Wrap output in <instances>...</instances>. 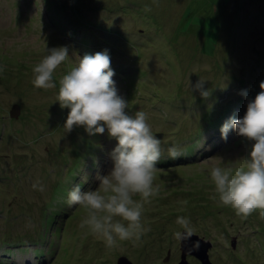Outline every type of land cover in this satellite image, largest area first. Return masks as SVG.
Instances as JSON below:
<instances>
[{
    "label": "rangeland",
    "instance_id": "1",
    "mask_svg": "<svg viewBox=\"0 0 264 264\" xmlns=\"http://www.w3.org/2000/svg\"><path fill=\"white\" fill-rule=\"evenodd\" d=\"M52 7L62 12L54 14ZM77 14L101 26L97 35L82 27L88 49L77 48L64 33L67 26H56L52 20L67 24ZM101 28L112 29L117 48L102 42L106 33ZM61 46L69 48L70 59L54 74L57 88H35L33 67L47 55V48ZM105 49L129 113L146 112L153 133L162 132V144L180 135L186 139L199 132L204 107L224 100L229 91L240 94L249 89L256 78L264 81V0H0V262L38 264L32 249L43 247V252L54 249L55 254L41 264H115L120 255L134 264H176L180 248L173 236L179 228L175 221L186 216L196 234L212 241L214 264H240L239 259L264 264L256 243L264 231L260 210L241 219L213 198L208 176L210 164L243 166L254 141L235 130L227 140L218 133L215 143L197 142L196 150L207 149L200 160L157 165L154 183L159 191L145 204L143 217L151 231L138 244L124 241L106 247L79 227L85 211L78 206L66 205L65 215H55L61 230L54 234L48 222L58 210L52 207L54 201L61 197L55 186L71 183V190L81 179L82 191L95 189L97 174H107L112 167L109 153L116 141L107 131L96 137L83 127L66 133L69 109H61L56 101L62 75L83 55ZM119 66L128 71L115 72ZM200 78L211 93L207 99L190 88ZM14 104L19 106L17 117L9 112ZM78 151H84L81 159ZM78 159L82 164L75 167L72 179L69 171ZM36 181L44 185L43 192L32 188ZM8 248L7 258L2 252ZM187 260L199 264L193 256Z\"/></svg>",
    "mask_w": 264,
    "mask_h": 264
},
{
    "label": "clouds",
    "instance_id": "2",
    "mask_svg": "<svg viewBox=\"0 0 264 264\" xmlns=\"http://www.w3.org/2000/svg\"><path fill=\"white\" fill-rule=\"evenodd\" d=\"M69 59L67 46L47 48V55L32 69L33 86L45 91L57 88L54 74ZM114 75L107 49L92 55L85 54L59 79L56 96L60 108L69 109L64 124L66 133L83 127L90 136L107 131L108 137L116 141L109 153L112 167L107 174H97L98 186L82 191L81 185L77 184L67 198L70 208L78 206L85 211L79 227L87 228L108 248L118 247L119 242L124 241L136 245L143 235L151 231L143 222L144 210L145 204L151 203L159 191L154 181L159 171L157 165L163 158L161 137L157 138L153 133L147 113L143 110L129 113V102L118 94ZM205 82L200 78L190 88L207 99L211 93L204 88ZM259 87L261 90L248 101L243 117H229L220 128L224 140H227L231 130H235L238 136L254 141L249 155L243 158V166H224L221 161L210 164L208 169L214 186L213 198L218 197L219 203L231 207L241 219H247L258 209L259 216L264 218V81ZM240 95L247 97V90H242ZM167 152L172 160L184 155L177 144L168 147ZM32 188L41 192L45 190L40 181L33 183ZM137 196L139 199H136ZM175 223L179 228L173 236L179 242V248L181 242L193 235L207 240L196 234L189 217L178 216ZM194 246L198 248L199 243ZM210 249L209 260L213 263ZM5 250L2 255L8 258V250L11 249Z\"/></svg>",
    "mask_w": 264,
    "mask_h": 264
},
{
    "label": "trees",
    "instance_id": "3",
    "mask_svg": "<svg viewBox=\"0 0 264 264\" xmlns=\"http://www.w3.org/2000/svg\"><path fill=\"white\" fill-rule=\"evenodd\" d=\"M66 7L67 6H63V8H66ZM51 11H53L54 14H60L62 12V11L60 13L57 12L55 7H52ZM54 14H52L51 17L56 16ZM52 20L56 26L59 25V27H60V24L62 27L67 26V29H64V33L66 36L69 37V39L71 41L75 42V46L77 48H85L86 47V49H88L87 46L90 43L88 36H86V32H84L82 30V27L88 28V31L90 30L94 35H97V32H98L97 29H99L101 27V26L96 25L95 23H91V22L85 20L84 18H82L78 14L73 15L72 19H70L67 24L64 23V21L59 22L58 19L53 18ZM92 26L96 27V28L92 29ZM101 30H102V33L107 34V35L105 34L104 37H101L102 42L109 44V47L117 48L115 43H117L116 40L118 37H116V39H115V37L114 38L110 37L111 34H114L111 31L112 29L101 28ZM124 40L129 41V39H127V38H125ZM92 54H95V53L92 52ZM230 54L233 55V53H230ZM127 68L128 67L119 66L116 68L117 70H115V72H119V73H120V71L127 72L128 71ZM135 70H136V68H134V71ZM257 80H258V78H256V81L253 84L249 85V89H247L248 96L245 99H244V96L240 95L238 92L236 93V92L229 91L226 94V97L224 98V100L217 102L215 105L207 106V107H204L202 105L204 107V109L201 111L203 113H200L201 117L199 118L200 121L198 122V124L200 125V129L198 130L199 132H194L192 136L187 135L186 137L189 138V141H187L188 138L184 139V136L180 135V136H177L173 139H169L168 141L164 142L162 144L163 158L158 165L165 166L167 164H174L178 161L193 162V161H197L198 159L203 158L206 153L202 152V151H206L207 149L203 148L199 152V150L195 149L196 143L198 142L200 144H203L201 146L209 145L210 143H215V140L217 139V134L219 133L221 136L220 128H221L222 124L229 117L242 118V114L246 112L245 110L247 109L248 101L251 99H254L255 95L260 91V89L257 88L258 85L260 84ZM241 82H243V80H239V84H241ZM216 105H217V107H215ZM206 112H209V113H206ZM229 137L230 136L228 135V138ZM90 139L91 138L87 139L89 145H90V143H89ZM172 144L179 145L181 151L184 153V155L182 157H180L179 159L172 160V159L168 158L167 149ZM226 144H227V142H226ZM83 154H84V151H78L76 157L80 156L79 159H81L82 158L81 156H83ZM79 159L77 161V164L73 163L71 166L73 168H70L69 176H71L72 179L73 178L76 179L75 175H73V171H74L75 167L82 164V161H79ZM90 161L91 162H90L89 166H91L93 164V160H90ZM82 183H83V181L81 179H79L78 184L82 185ZM70 186H71V183L62 184L60 187H57V185L55 186V190L58 189V194L60 193L59 195H61V197H60V202L54 201L52 207H58V210L50 216V220L48 222L49 223L48 225L53 226L54 234L56 233V231L61 230V226L57 225L55 223V215L59 216L61 213H62V215L63 214L65 215L68 212L66 210V205H67L68 193L71 191V190H69ZM65 194H66L67 198L65 197ZM259 233L263 236V238L259 237L257 239L256 243L259 245V248L262 250V253L264 256V231L260 230ZM39 236L41 238V235H39ZM3 239H5V238H3ZM5 240H8V239H5ZM11 241H14V240H11ZM24 241L20 240V242H24ZM34 243L38 244L39 241H35ZM51 243H53V242H51ZM51 243H50V246L53 245V244L51 245ZM8 246H11V245H8ZM27 249L28 248L25 247L22 250H27ZM43 251H44L43 247L34 248V254L36 257L39 258L38 264L43 263L44 262L43 259L48 260L51 257V255L54 256V254H55V253H53L55 251L54 249H52V251L48 250V252H43ZM255 251L257 253V249H255ZM237 261L240 264H248V262L245 263V261H243L242 259H239Z\"/></svg>",
    "mask_w": 264,
    "mask_h": 264
},
{
    "label": "water",
    "instance_id": "4",
    "mask_svg": "<svg viewBox=\"0 0 264 264\" xmlns=\"http://www.w3.org/2000/svg\"><path fill=\"white\" fill-rule=\"evenodd\" d=\"M9 112L11 116L17 117L19 114V106L17 104H14ZM156 136L157 138H160L162 135L158 133L156 134ZM197 243H199L198 248L194 246ZM211 246L212 243L209 240H204L202 238H199L197 235H193L189 240L180 243L181 256L180 261L177 264H190L186 259V256L188 254L195 256L201 262V264H213L209 260L208 254V250L211 248ZM116 264L133 263L126 256H121L117 259Z\"/></svg>",
    "mask_w": 264,
    "mask_h": 264
},
{
    "label": "bare ground",
    "instance_id": "5",
    "mask_svg": "<svg viewBox=\"0 0 264 264\" xmlns=\"http://www.w3.org/2000/svg\"><path fill=\"white\" fill-rule=\"evenodd\" d=\"M154 226H157V225H154ZM25 251H27V250H25ZM21 252H24V251H21ZM22 263V262H21Z\"/></svg>",
    "mask_w": 264,
    "mask_h": 264
},
{
    "label": "flooded vegetation",
    "instance_id": "6",
    "mask_svg": "<svg viewBox=\"0 0 264 264\" xmlns=\"http://www.w3.org/2000/svg\"><path fill=\"white\" fill-rule=\"evenodd\" d=\"M195 258V257H194ZM198 260V259H197ZM199 264H200V262H199Z\"/></svg>",
    "mask_w": 264,
    "mask_h": 264
}]
</instances>
